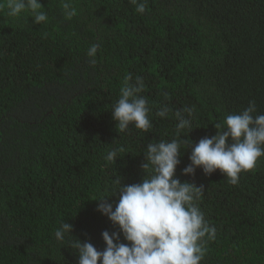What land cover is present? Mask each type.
I'll return each instance as SVG.
<instances>
[{
    "label": "trees",
    "instance_id": "1",
    "mask_svg": "<svg viewBox=\"0 0 264 264\" xmlns=\"http://www.w3.org/2000/svg\"><path fill=\"white\" fill-rule=\"evenodd\" d=\"M39 2L48 21L34 24L0 0V264H78L74 237L102 251V233L119 229L95 200L118 202L115 179L143 180L149 143L195 146L250 101L264 114V0H146L142 15L131 0H71V20L62 0ZM128 75L143 78L148 132L120 133L112 119ZM185 108L193 129L178 137L174 114ZM112 149L115 163L105 159ZM190 154L182 150L175 178L203 186L197 204L216 230L201 264H264V157L233 185L219 170L184 175ZM63 221L73 237L58 242Z\"/></svg>",
    "mask_w": 264,
    "mask_h": 264
},
{
    "label": "clouds",
    "instance_id": "2",
    "mask_svg": "<svg viewBox=\"0 0 264 264\" xmlns=\"http://www.w3.org/2000/svg\"><path fill=\"white\" fill-rule=\"evenodd\" d=\"M131 2L137 13H145L146 0ZM6 7L9 17H20L27 12L34 24L48 21L39 0H6ZM62 10L67 20L76 15L71 0H62ZM99 47L93 44L87 51L93 65ZM131 81V75L124 78L119 98L111 110L112 119L120 133L130 126L148 132L153 125L148 101L140 95L145 89L143 78L137 76L134 83ZM170 111L164 106L156 115L165 118ZM193 111L185 108L175 112L178 137L185 129H189L188 134L193 129L190 119ZM256 111L255 102L250 101L241 112L227 114L222 123H215L216 134L200 139L195 146L186 137L149 143L142 165L143 180L125 185L115 179L112 187L115 195H119L118 202H108L114 195L95 200L97 211L119 231L102 233L105 243L102 251L75 237L69 242L78 255V264H201L206 252L204 244L215 238L216 230L208 225L197 204L203 195V186L175 178L182 150L191 148L184 175H194L197 168L205 175L219 170L230 184H237L240 174L254 170L258 160L264 157V114L253 115ZM118 152L110 150L106 161L115 163L120 157ZM72 231L73 225L63 221L54 235L58 242H63L66 237H73ZM121 235L128 243L119 242Z\"/></svg>",
    "mask_w": 264,
    "mask_h": 264
}]
</instances>
